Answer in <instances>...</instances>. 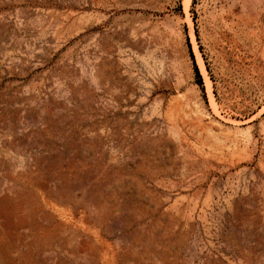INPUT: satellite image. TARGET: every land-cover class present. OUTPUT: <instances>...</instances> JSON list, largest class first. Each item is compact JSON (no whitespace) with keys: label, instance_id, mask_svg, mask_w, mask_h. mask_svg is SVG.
Returning <instances> with one entry per match:
<instances>
[{"label":"rangeland","instance_id":"rangeland-1","mask_svg":"<svg viewBox=\"0 0 264 264\" xmlns=\"http://www.w3.org/2000/svg\"><path fill=\"white\" fill-rule=\"evenodd\" d=\"M115 54L143 91L134 122L114 112L133 97ZM139 175L181 190L200 225L158 216L124 184ZM161 248L264 264V0H0V264H146Z\"/></svg>","mask_w":264,"mask_h":264},{"label":"water","instance_id":"water-1","mask_svg":"<svg viewBox=\"0 0 264 264\" xmlns=\"http://www.w3.org/2000/svg\"><path fill=\"white\" fill-rule=\"evenodd\" d=\"M7 19L9 27L14 29L16 25L15 20L9 18ZM45 48L47 49L46 52H49L51 50L50 46ZM4 61L7 62L8 58H4ZM110 64L118 71L120 76L127 81L129 87L132 90L133 95V97L126 96V98H123V100L120 101V104L116 106V110L114 112L123 115L128 120L134 122L143 116L145 110V105L140 100V97L143 95V91L139 90L138 84L136 82L138 77L127 72L126 65L121 60V57L116 54L113 55L110 59ZM129 107L133 108L130 109ZM95 133V135L100 136L98 130H96ZM163 134H165V130H163L162 128V130L158 132V135L161 136ZM167 141L171 143L172 150L170 154L171 157H173L178 170L181 166V158L177 156L178 146L177 144H174L172 141H170L168 138ZM180 147L185 148L186 146L185 144L180 143ZM118 165L120 168L130 167V165L125 162H122ZM187 170L189 169L187 168ZM124 184L129 185L136 192H140L143 194L145 193L151 196L153 195L152 204L158 216L163 217L164 219H169L170 221L177 223L179 226H182V224H188L191 226L200 225V222H198L195 217H192L190 215L186 217L185 220H182L181 213L185 211V209L187 208V204L180 197L182 193L181 190H177L178 192L173 189L164 190L158 186L157 179H145L142 175H139L136 179L129 178L124 181ZM184 184L185 182L183 181V183L179 187L182 188ZM169 204H171V206L168 207ZM156 255L157 259L155 261L146 264H172L171 261L168 259V255L164 248L158 249Z\"/></svg>","mask_w":264,"mask_h":264},{"label":"trees","instance_id":"trees-1","mask_svg":"<svg viewBox=\"0 0 264 264\" xmlns=\"http://www.w3.org/2000/svg\"><path fill=\"white\" fill-rule=\"evenodd\" d=\"M191 55H192V57L194 59V68H195V71H196L197 76L199 77V82L200 83H203L202 82V78H201V74H200L199 68H198V66H197V64L195 62V58H194V54H193L192 50H191Z\"/></svg>","mask_w":264,"mask_h":264}]
</instances>
